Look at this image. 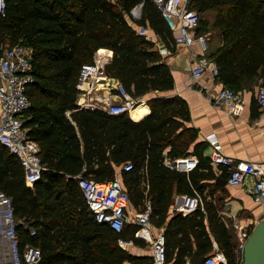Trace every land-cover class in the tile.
Returning <instances> with one entry per match:
<instances>
[{
    "label": "trees",
    "instance_id": "1",
    "mask_svg": "<svg viewBox=\"0 0 264 264\" xmlns=\"http://www.w3.org/2000/svg\"><path fill=\"white\" fill-rule=\"evenodd\" d=\"M139 4L136 19L132 10ZM192 6L200 16L197 32L213 29L222 38L208 56L219 68L217 81L240 93L260 78L264 88V0H197ZM208 13L214 14L211 22ZM139 27H148L174 50L173 34L151 0H5L0 52L15 44L31 49L32 82L26 89L31 106L24 127L39 145L44 169L28 188L18 159L0 146V190L11 198L17 220L36 230L31 236L22 225L17 228L21 248H40V264H152V257L118 245L123 240L144 248L147 243L136 236L139 227L127 223L116 232L97 223L77 184L78 177L102 182L118 173L136 210L149 201L150 222L163 229L166 264H182L194 254L205 259L214 243L226 264H238L228 225L211 201L204 198V211L170 214L175 194H191L192 188L203 194L205 182L217 179L203 143L188 151L197 130L185 126L190 112L184 99L150 97L148 115L145 105L131 111L133 119L146 115L140 120L76 104L79 69L102 49L112 52L107 77L131 97L173 89L169 65L137 33ZM190 154L198 164L188 174L164 165L165 158ZM125 163L133 169L123 171Z\"/></svg>",
    "mask_w": 264,
    "mask_h": 264
},
{
    "label": "built area",
    "instance_id": "2",
    "mask_svg": "<svg viewBox=\"0 0 264 264\" xmlns=\"http://www.w3.org/2000/svg\"><path fill=\"white\" fill-rule=\"evenodd\" d=\"M160 10L169 30L173 34V47L190 49L194 43H198L202 51L206 49V37L198 33L200 16L193 8L197 0H151ZM142 4L132 10V16L140 17ZM5 15V0H0V16ZM137 33L147 41L154 44L162 56L172 54L167 47L157 48L163 42L148 27H139ZM32 52L31 49L21 44H15L4 48L0 52V146L5 147L14 155L23 168L25 185L32 189L40 180L44 166L39 156V145L27 135L24 127L25 111L31 106V101L26 93L28 85L32 82ZM111 57L94 54L92 62L83 64L78 72L76 87L78 90L76 104L79 107L91 106L101 109L110 115L128 114L132 108L140 104L139 98L129 95L125 87L115 81L109 84L105 73V66ZM190 78L198 82L205 71L217 80L219 68L216 63L206 56L191 54ZM262 80L256 93V103L264 116V88ZM110 88L115 91L117 101L109 102L99 94L101 89ZM214 102L223 107L228 114L237 115L239 112L240 93L227 86H222L214 97ZM67 116L69 113H66ZM209 153L205 157L215 169L226 173V184L230 187L241 185L246 178H253L252 198L255 203L264 207V165L243 159H234L222 151V146L213 135L206 137ZM198 160L194 156L180 157L176 159H164V165L177 172L188 174L195 169ZM125 172L131 171L133 165L125 163L121 166ZM77 184L82 191L87 208L100 224H106L112 230L120 232L127 223L139 227L136 236L150 244L152 250V264H166L165 237L163 232L153 234V226L150 222L151 207L149 201L144 202L141 210L128 212L130 201L127 191L120 179L119 173L110 181L96 182L87 178L78 177ZM204 196L198 190L192 188V193L182 195L180 203L177 200L172 204V209L182 215L189 214L197 209L204 211ZM132 220H131V219ZM22 225L28 229L29 234L35 235L36 230L27 223L17 220L11 198L0 190V264H40L41 250L32 245L20 247L17 228ZM237 244L233 253L238 264L243 261V247L249 235L246 226L234 224ZM120 245L126 242L120 240ZM182 264H190L187 259ZM202 264H226L224 255L216 249L214 253L204 259Z\"/></svg>",
    "mask_w": 264,
    "mask_h": 264
},
{
    "label": "crops",
    "instance_id": "3",
    "mask_svg": "<svg viewBox=\"0 0 264 264\" xmlns=\"http://www.w3.org/2000/svg\"><path fill=\"white\" fill-rule=\"evenodd\" d=\"M213 15V13L206 15L210 22L213 19ZM202 34L206 37L205 51L201 50L198 43H194L190 49L177 47L174 48L171 55L163 56L170 67L174 87L168 91L148 93L144 97L145 100L141 101L139 106L145 105L148 109L146 115H148L150 112L146 104L148 98L153 96H178L184 99L189 107L190 121L186 122L185 126L197 130V138L190 145L189 152L193 150L195 143H203L205 146L203 155L206 156L209 153L206 137L213 135L221 144L224 154L234 159H243L264 165V116L261 115L256 103L257 88L261 79L259 78L256 82L249 83L240 91L241 104L238 114H228L213 99L215 93L222 87V84L214 79L209 71H205L198 82L193 81L189 75L192 62L191 54L198 57H208L222 44V38L216 30L208 29L207 32ZM157 46V48L166 47L164 43L158 44ZM104 50L109 52L107 53V55H110L109 57L112 56L111 51ZM115 81V79L108 78V82L111 85ZM99 94L103 95L109 102L117 101V98L112 94V89L110 88L105 87L101 89ZM129 117L133 119L131 115ZM143 117L133 120H140ZM190 156L196 157L193 154H190ZM210 166L217 179L221 178L226 180V173L215 169L211 164ZM217 179L205 182L207 186L203 191V196L217 206L221 218L228 225L232 242L236 245L237 235L234 224L246 226L250 230L254 224L264 220V207L253 201V178L248 177L241 185L235 187H230L227 184L221 186L216 182ZM213 183H216L217 187ZM181 196L180 194H175L172 204L175 200H177V204L180 203ZM172 206H170V214L174 212ZM135 210L130 204L128 212H134ZM229 223L233 226H230ZM159 231L163 232V229L153 228V234ZM145 242L147 244L144 248L135 246L130 241L126 242L127 246L120 245L119 241L118 245L133 255L152 257L150 244L147 241ZM214 248L216 251L217 245L215 243ZM124 264L130 263L125 262Z\"/></svg>",
    "mask_w": 264,
    "mask_h": 264
},
{
    "label": "water",
    "instance_id": "4",
    "mask_svg": "<svg viewBox=\"0 0 264 264\" xmlns=\"http://www.w3.org/2000/svg\"><path fill=\"white\" fill-rule=\"evenodd\" d=\"M216 182L221 186L226 185V180L221 178L217 179ZM203 261L204 258L197 254L189 259L190 264H202ZM242 264H264V220L254 224L250 230L243 247Z\"/></svg>",
    "mask_w": 264,
    "mask_h": 264
},
{
    "label": "bare ground",
    "instance_id": "5",
    "mask_svg": "<svg viewBox=\"0 0 264 264\" xmlns=\"http://www.w3.org/2000/svg\"><path fill=\"white\" fill-rule=\"evenodd\" d=\"M107 53H109V52H106V51H104V50H100V51H99V54H105V55H106ZM108 55H109V54H108ZM109 56H110V55H109ZM139 105H140V104H138L137 106H135L134 108H132L131 111H132L133 109L137 108ZM131 111H130V113H131ZM125 245L127 246V244H125Z\"/></svg>",
    "mask_w": 264,
    "mask_h": 264
},
{
    "label": "rangeland",
    "instance_id": "6",
    "mask_svg": "<svg viewBox=\"0 0 264 264\" xmlns=\"http://www.w3.org/2000/svg\"><path fill=\"white\" fill-rule=\"evenodd\" d=\"M143 100H145L144 97L140 98V101H143ZM229 225H230V226H233L231 223H229ZM237 241H238V238H237Z\"/></svg>",
    "mask_w": 264,
    "mask_h": 264
}]
</instances>
